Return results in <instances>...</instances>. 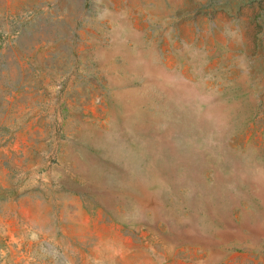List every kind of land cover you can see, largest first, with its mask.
<instances>
[{
	"label": "rangeland",
	"instance_id": "1",
	"mask_svg": "<svg viewBox=\"0 0 264 264\" xmlns=\"http://www.w3.org/2000/svg\"><path fill=\"white\" fill-rule=\"evenodd\" d=\"M0 264H264V0H0Z\"/></svg>",
	"mask_w": 264,
	"mask_h": 264
}]
</instances>
